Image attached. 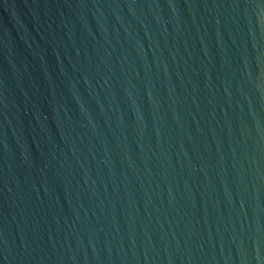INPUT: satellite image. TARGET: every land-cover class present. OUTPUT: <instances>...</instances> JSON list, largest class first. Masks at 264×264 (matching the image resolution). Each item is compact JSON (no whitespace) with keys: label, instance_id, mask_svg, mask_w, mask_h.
Masks as SVG:
<instances>
[{"label":"water","instance_id":"1","mask_svg":"<svg viewBox=\"0 0 264 264\" xmlns=\"http://www.w3.org/2000/svg\"><path fill=\"white\" fill-rule=\"evenodd\" d=\"M0 264H264V0H0Z\"/></svg>","mask_w":264,"mask_h":264}]
</instances>
